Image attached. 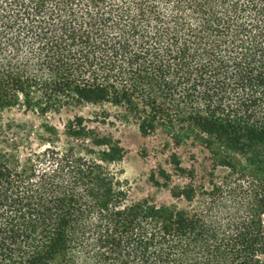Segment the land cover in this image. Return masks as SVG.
Instances as JSON below:
<instances>
[{"label":"trees","instance_id":"obj_1","mask_svg":"<svg viewBox=\"0 0 264 264\" xmlns=\"http://www.w3.org/2000/svg\"><path fill=\"white\" fill-rule=\"evenodd\" d=\"M0 264H264V0H0Z\"/></svg>","mask_w":264,"mask_h":264},{"label":"rangeland","instance_id":"obj_2","mask_svg":"<svg viewBox=\"0 0 264 264\" xmlns=\"http://www.w3.org/2000/svg\"><path fill=\"white\" fill-rule=\"evenodd\" d=\"M93 111L98 112L94 109H85L81 112V115L90 118ZM91 126H96L103 133L111 134L124 148L125 156L121 162L115 165V168L121 172V179L127 183L128 198L130 200L148 199L157 205H167L174 202L166 188L154 186L149 181L150 171L156 170L158 164L170 169L164 162L166 158L155 153L154 147L157 141L145 139L137 133L134 127L117 122L114 125L91 124ZM144 148L148 150V155L141 157L140 152ZM196 154L199 165L195 166L200 170L203 166L202 161H200L202 157L198 153ZM180 156L183 158L185 166L191 163L184 153H181Z\"/></svg>","mask_w":264,"mask_h":264}]
</instances>
